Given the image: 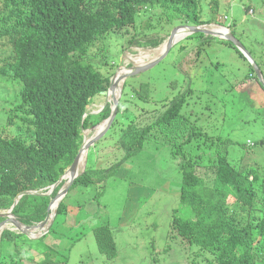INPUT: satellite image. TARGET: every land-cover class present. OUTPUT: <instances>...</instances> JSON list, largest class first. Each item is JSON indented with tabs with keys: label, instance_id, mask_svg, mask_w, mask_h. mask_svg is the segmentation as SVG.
Instances as JSON below:
<instances>
[{
	"label": "rangeland",
	"instance_id": "obj_1",
	"mask_svg": "<svg viewBox=\"0 0 264 264\" xmlns=\"http://www.w3.org/2000/svg\"><path fill=\"white\" fill-rule=\"evenodd\" d=\"M13 1L18 0H0V18L3 16L1 11L11 17L10 21L0 23V34L16 23L15 13L19 9L31 7L16 5ZM217 1L218 16L213 12L215 0H201V19L207 22L216 15L211 23H207V28L213 29L212 24H219L232 33L234 30L237 39L264 71V0ZM248 6L250 10H247ZM181 25L194 24L187 22L185 15L174 13L167 4L156 5L143 11L135 26L100 37L89 48L86 59L104 76L113 78L122 67H126L125 75L128 68L159 57L165 49L159 55L157 49L164 46ZM184 30L187 28L179 32ZM203 34L211 39L204 46L201 45L202 38H187L192 34L187 35L157 64L128 76L120 97L118 117L88 154L86 166L93 168L96 183L78 185L68 191V205L81 202L83 211L71 206L68 214L58 217L64 240L55 242L56 248L69 257L68 262L58 264H195L202 260L193 256L190 261L194 250L191 247L184 249L179 238H170L173 214L180 204L182 173L170 150L167 152L161 146L167 138L164 132L154 127L144 150L125 160L127 152L123 143L128 139L127 130L148 127L161 118L174 100L186 96L182 113L185 117L191 116L189 130L192 127L203 129V135H198L196 140L202 145L201 152L208 149L205 134L221 135L232 139L229 160L237 169H244L246 164L264 163V149L258 145L264 137V85L258 76H250L252 66L255 70L254 65L225 42L227 39ZM156 38L163 40L159 46L147 43ZM13 41L11 35L0 38V131L10 139H31L33 132L26 122L30 116L22 108L23 85L9 65L14 55ZM140 48L152 50L151 55L156 57L133 59ZM130 53L131 59H127ZM108 90L95 97L86 114L97 113L106 107L112 109L115 94L108 99ZM90 135L95 134L91 132ZM86 166L80 174L85 172ZM105 170L108 171L104 173ZM204 170L198 168L201 174ZM68 172L69 168L65 173ZM68 178L62 181V187ZM88 201L91 202L86 205ZM7 211L0 210V213ZM7 219V215L0 216V223ZM102 224L110 225L115 248L110 244L105 250L100 244L95 228ZM23 239H20L19 250L14 244L5 249L7 254L19 255L17 258L21 261L14 264H42L39 257L36 258V248L42 243L29 251V245L22 242ZM49 244L54 245L53 241Z\"/></svg>",
	"mask_w": 264,
	"mask_h": 264
},
{
	"label": "trees",
	"instance_id": "obj_2",
	"mask_svg": "<svg viewBox=\"0 0 264 264\" xmlns=\"http://www.w3.org/2000/svg\"><path fill=\"white\" fill-rule=\"evenodd\" d=\"M13 2L31 7L19 9L15 13L16 23L12 28L2 30L0 38L14 37V55L9 65L13 75L23 85L22 108L30 116L26 122L33 137L10 139L0 131V209L10 208L24 191L41 192L23 195L13 210L23 223L32 225L48 216L50 205L62 184L49 195L44 192L59 182L74 163L84 142V131L99 125L111 115L110 107H106L100 113L85 116L95 97L110 89L112 80L111 76L102 75L86 59L91 45L107 33L135 26L138 16L156 5L167 4L174 13L185 15L187 22L194 25L207 24L216 15L207 22L202 20L201 0ZM213 7L218 16L217 0ZM250 8L248 6L247 10ZM1 12L0 23L11 20ZM194 34L187 38H202V46L211 41L201 32ZM162 41L156 38L147 43L157 47ZM225 42L245 57L233 42ZM258 66L262 70L259 63ZM250 76L257 77L253 66ZM185 97L174 100L161 118L148 127L127 130L128 139L123 143L127 152L125 160L143 151L149 133L154 127H159L167 137L161 146L167 152L170 150L182 173L180 204L173 214L170 238L177 237L184 249L191 247L194 250L190 261L193 256L202 258L195 264H264V163L246 164L244 169H237L229 160L232 139L221 135L205 134L208 149L201 152L202 145L196 140L198 135H203V129H188L192 120L191 116L185 117L182 113ZM261 140L264 142V137L258 145L264 149ZM200 167L205 168L203 174L198 171ZM92 170L91 165H87L70 189L96 183ZM67 195L59 205L50 232L41 239L32 240L27 235L4 230L0 238V264L21 261L17 258L18 254H7L9 252L5 251L12 244L19 250L21 238H25L22 242L28 243L29 251L42 243L36 248V258L39 257L40 263L68 262L69 257L45 242L64 240L63 231L58 227V217L68 214L69 207L73 206L66 202ZM73 207L83 211L81 202ZM95 232L105 250L110 248V244L116 247L109 224L96 227Z\"/></svg>",
	"mask_w": 264,
	"mask_h": 264
},
{
	"label": "water",
	"instance_id": "obj_3",
	"mask_svg": "<svg viewBox=\"0 0 264 264\" xmlns=\"http://www.w3.org/2000/svg\"><path fill=\"white\" fill-rule=\"evenodd\" d=\"M189 29L191 30L190 34L193 33H205L207 35H215L219 38H223V39H227L228 41L233 42L237 48L249 59V61L254 65L255 67V71L257 73V76L259 78V80L261 81V83H263L264 85V77L262 74V71L260 69V67L258 66V64H256L254 62V59L251 55V53L246 49V47L237 39L236 35L234 33H232L230 30L228 31V33H226L224 36L223 35H217L214 30L208 29L207 28V24H202V25H181L179 26L176 31H174L172 33V35L168 38V40H166L167 46L166 49L164 50L163 53L160 54L159 57H157L156 59H154L153 61H151L148 64H143V65H136V66H132L130 68H128V72L125 73L124 77H123V83H122V88H121V92H120V96L117 98L116 104L114 105V107L111 109V115L110 117L105 120L101 125L105 124V126H102L100 128V131L97 132L92 139L90 140V142L88 143V145L86 146L85 140L86 137L84 139V142L81 146L80 152L77 155L74 163L71 165V167L69 168V172L72 173V178L69 179L66 183V185H64L60 191L57 193L56 197L53 199L52 203H51V212L48 213V216L41 222L34 224V225H28L23 223L20 219H18L17 217H15L13 215V209L15 208V206L18 204V202L20 201L21 197L25 194H38L37 192H28V191H24L22 193H20L17 198L15 199V202L13 204L12 209L9 211L8 214L3 213L2 215H7L9 217V219L4 220L0 223V238L2 236L3 231L6 228H3V226L8 223V222H12L15 224V227H17L18 229H20L19 231L21 233H24L25 235H27L28 237H30L31 239L37 240L40 239L42 236H44L46 233H48L55 221L56 215L58 213V208L60 205V202L62 201V199L65 197V195L68 193L69 188L72 186V184L74 183V181L81 175L79 172V160H80V156L81 154L85 151V150H90V148L105 134V132H107L109 130V128L111 127L113 121L116 119V116L118 114V109H119V102H120V97L122 96L123 90H124V85L126 83V80L128 78V76L138 73V72H142L145 71L146 69H149L150 67L154 66L155 64H157L160 60H162L170 51V49L174 46L176 42V36L177 33L179 32V30L181 29ZM112 81V80H111ZM100 126V125H99ZM67 173L64 174V176L60 179L59 182H57L52 188L51 192H53V190L62 182V180L66 177ZM51 192H48L46 194H50ZM52 206H54V208H52ZM12 218H15L13 221ZM48 221L47 226L45 227L44 231L39 234V236L37 235H32L28 229L32 228V227H37L41 224H44ZM9 230H12L10 228H8ZM13 231V230H12Z\"/></svg>",
	"mask_w": 264,
	"mask_h": 264
},
{
	"label": "bare ground",
	"instance_id": "obj_4",
	"mask_svg": "<svg viewBox=\"0 0 264 264\" xmlns=\"http://www.w3.org/2000/svg\"><path fill=\"white\" fill-rule=\"evenodd\" d=\"M212 27H213V29H211V30H214V32H215L217 35H220V36L223 35V36H224L226 33H228V28H226V27H223V26H220V25H212ZM190 32H191V30L187 29V30H184V31H181V32L177 33V36H176V42H179V41L183 40L187 35L190 34ZM166 46H167V44H165L164 46H162V47H160V48L157 49L158 55H159L164 49H166ZM151 49H155V48H151ZM151 51H152V50H142V49L140 48L138 54H137V55H134L132 58L134 59V57H137V58H139V59L151 60V59H153V58L156 57V56L154 57V56L151 55ZM153 51H154V50H153ZM163 52H164V51H163ZM163 52H162V53H163ZM131 56H132V53H130V54L127 56V59H131ZM156 58H157V57H156ZM153 60H154V59H153ZM153 60H151V61H153ZM151 61H148V62H146L145 64H148V63H150ZM125 68H126V67H122V68H120V69L116 72L115 76L112 78V81H111V86H110L109 93H108V99H109V97L111 96V97H110V100H111V98H112V94L114 93V94H115V102H114V105L116 104L117 98L120 96V92H121V88H122V83H123V75H124V72H125ZM108 102H109V100H108ZM114 105H113V107H114ZM113 107H112V108H113ZM102 126H105V124L100 125L98 128L93 129V130H90V131H87V132L85 133V134H86V140H85L86 146L88 145V143L90 142V140H91L92 137L94 136V135H93V136L90 135L91 132L94 133V134H96L97 132L100 131V128H101ZM88 153H89V150H88V151L85 150V151L81 154V156H80V160H79V164H80V165H79V171H82V170L84 169V167L86 166L87 158H88ZM68 174H70L71 176H67ZM67 175H66V178L69 177L68 180L72 178V173H71V172H68ZM2 213H3V212H2ZM6 213H8V212H6ZM14 219H15V218H12L13 221H15ZM47 224H48V223L46 222V223L41 224V225H39V226H37V227L29 228L28 231H29L32 235H37V236H38V235L41 234L44 230H42V231H36V230L44 229V228L47 226ZM7 227L10 228V229L14 228V229H16V230H20V229H18L17 227H15V224L12 223L11 221L8 222V223H6V224L3 226V228H7Z\"/></svg>",
	"mask_w": 264,
	"mask_h": 264
},
{
	"label": "clouds",
	"instance_id": "obj_5",
	"mask_svg": "<svg viewBox=\"0 0 264 264\" xmlns=\"http://www.w3.org/2000/svg\"><path fill=\"white\" fill-rule=\"evenodd\" d=\"M217 24H218V23H217ZM207 25H209V24H207ZM212 25H214V24H212ZM218 25H219V24H218ZM220 26H221V25H220ZM228 31H229V29H228ZM110 84H111V82H110ZM122 94H123V93H122ZM106 104H107V103H106ZM104 109H105V108H101V109L99 110V112H97V113H100V112L103 111ZM97 113H93V114H97ZM86 115H87V114H86ZM86 115H85V116H86ZM102 123H103V122H102ZM102 123H100L99 125H101ZM99 125L93 126L91 129H96V128L99 127ZM91 129H87V130L84 131V139H85V137H86V134H85V133H86L87 131L91 130ZM97 142H98V141H97ZM97 142H96L92 147H94V146L97 144ZM249 143H251V141H249ZM92 147H91V148H92ZM91 148H90V150H91ZM90 150H89V151H90ZM88 154H89V153H88ZM65 178H66V177H65ZM65 178H64V179H65ZM64 179H63V180H64ZM63 180H62V181H63ZM67 181H68V180H67ZM55 184H56V183H55ZM55 184H54V185H55ZM61 184H62V182L60 183V185H61ZM54 185H52L51 187H53ZM51 187H50V189L52 190L53 188H51ZM61 188H62V187H61ZM61 188H60V189H61ZM70 188H71V187H70ZM70 188H69V190H70ZM51 190H50V192H51ZM54 190H55V189H54ZM54 190H53V191H54ZM48 191H49V190H48ZM48 191H47V192H44V193L46 194V193H48ZM59 191H60V190H59ZM59 191H58V192H59ZM35 192H36V191H35ZM37 193H40V192H37ZM42 193H43V192H42ZM51 193H53V192H51ZM51 193H50V194H51ZM65 196H66V195H65ZM63 199H64V198H63ZM63 199H62V200H63ZM14 202H15V201H14ZM60 203H61V202H60ZM13 204H14V203H13ZM12 207H13V205H12L10 208H7V209H0V210H9V211H10V210L12 209ZM15 207H16V206H15ZM13 210H14V209H13ZM9 211H7V212L9 213ZM50 212H51V210H50ZM3 213H4V212H3ZM3 213H0V216H3V215H2ZM5 213H6V212H5ZM8 213H6V214H8ZM13 215H14V213H13ZM5 216H6V215H5ZM14 216H15V215H14ZM15 217H16V216H15ZM35 224H37V223H35ZM32 225H34V224H32ZM6 229H8V228H6ZM12 230L15 231V232H17L18 234H23V235H25L24 233H21L19 230H16V229H14V228H12ZM3 232H4V231H3ZM49 232H50V231H49ZM49 232H48V233H49ZM2 234H3V233H2ZM46 234H47V233H46ZM46 234H45V235H46ZM38 236H39V235H38ZM42 237H43V236H42ZM42 237H41V238H42ZM29 238H30V237H29ZM41 238H40V239H41ZM32 240H34V239H32ZM37 240H39V239H37ZM57 241H60V240H59V239H56V241L53 242V244L55 245V248H56V243H55V242H57ZM45 242H46V241H45ZM48 243H50V242H48ZM51 245H52V244H51ZM54 245H52V246H54ZM28 248H29V247H28ZM56 249H57V248H56Z\"/></svg>",
	"mask_w": 264,
	"mask_h": 264
},
{
	"label": "crops",
	"instance_id": "obj_6",
	"mask_svg": "<svg viewBox=\"0 0 264 264\" xmlns=\"http://www.w3.org/2000/svg\"><path fill=\"white\" fill-rule=\"evenodd\" d=\"M77 209V208H76ZM78 210V209H77Z\"/></svg>",
	"mask_w": 264,
	"mask_h": 264
}]
</instances>
